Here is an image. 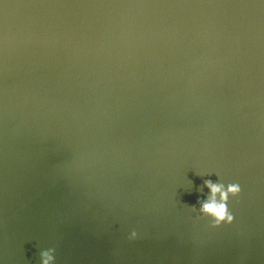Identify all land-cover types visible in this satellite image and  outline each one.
Segmentation results:
<instances>
[{
    "label": "water",
    "instance_id": "water-1",
    "mask_svg": "<svg viewBox=\"0 0 264 264\" xmlns=\"http://www.w3.org/2000/svg\"><path fill=\"white\" fill-rule=\"evenodd\" d=\"M45 260L264 264V0H0V264Z\"/></svg>",
    "mask_w": 264,
    "mask_h": 264
},
{
    "label": "clouds",
    "instance_id": "clouds-1",
    "mask_svg": "<svg viewBox=\"0 0 264 264\" xmlns=\"http://www.w3.org/2000/svg\"><path fill=\"white\" fill-rule=\"evenodd\" d=\"M208 187L211 189L212 197L210 199V202L205 203L203 205L202 210L208 214L213 215L217 219L218 222L225 218L230 221L231 217L228 216L227 214L226 204L224 203V201L227 200L229 192L236 193L238 192L239 189L233 185V186H229L227 191H224L222 185H214V184H211L210 182H208ZM217 193L220 194V198H221L220 203H217L216 201ZM45 264H48L47 260H45Z\"/></svg>",
    "mask_w": 264,
    "mask_h": 264
}]
</instances>
